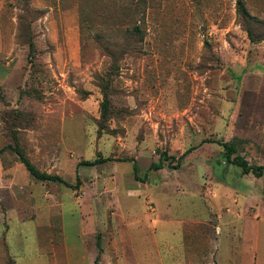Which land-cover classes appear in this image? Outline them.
Masks as SVG:
<instances>
[{"label":"rangeland","instance_id":"1","mask_svg":"<svg viewBox=\"0 0 264 264\" xmlns=\"http://www.w3.org/2000/svg\"><path fill=\"white\" fill-rule=\"evenodd\" d=\"M0 264H264V0H0Z\"/></svg>","mask_w":264,"mask_h":264},{"label":"trees","instance_id":"2","mask_svg":"<svg viewBox=\"0 0 264 264\" xmlns=\"http://www.w3.org/2000/svg\"><path fill=\"white\" fill-rule=\"evenodd\" d=\"M237 8L239 10V12L244 13V8L241 4L240 1H237ZM104 113V111H103ZM223 148L225 150L226 153V157L230 159V156L233 154V148L232 146L228 145V144H222ZM14 153L18 156L19 158V162L24 166L25 170L29 173V175H31L33 178L37 179V180H50L52 178H50L49 176L45 175V174H40L38 173L29 163L28 161L21 156V154L18 152V150H14ZM160 162V160H159ZM96 163H99L97 160L93 161V162H83L82 165H87V166H92L95 165ZM231 163L234 164L235 166L239 167L242 171V173L247 174V173H253L256 176H259V172H258V168H253L248 166V164L246 163V161H244L243 159H241L240 157H235L231 160ZM162 168V164H151L150 169L151 170H158ZM260 169V168H259ZM137 170L136 164L135 162H133V173L135 174ZM261 170V169H260ZM57 181H60L57 178H54ZM79 184V180L76 179V184L75 186H73L74 188L77 187ZM67 187H71L70 185L68 186V184H64Z\"/></svg>","mask_w":264,"mask_h":264}]
</instances>
